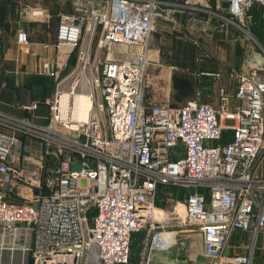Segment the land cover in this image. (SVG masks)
Returning <instances> with one entry per match:
<instances>
[{
  "label": "built area",
  "instance_id": "1",
  "mask_svg": "<svg viewBox=\"0 0 264 264\" xmlns=\"http://www.w3.org/2000/svg\"><path fill=\"white\" fill-rule=\"evenodd\" d=\"M227 2L242 30L254 5L264 9V0ZM80 6L60 14L54 43L17 32L56 87L46 123L0 113V264H128L132 235L157 218L155 198L168 186L188 192L182 219L202 232L213 264L236 230L255 244L264 235V63L237 74L233 108L223 86L217 107L196 97L148 103L149 40L167 8L160 0H101L88 17ZM85 30L90 40L69 70ZM164 72L170 86L172 68ZM86 93L93 103L82 121L73 108ZM233 264H254V250Z\"/></svg>",
  "mask_w": 264,
  "mask_h": 264
},
{
  "label": "crops",
  "instance_id": "2",
  "mask_svg": "<svg viewBox=\"0 0 264 264\" xmlns=\"http://www.w3.org/2000/svg\"><path fill=\"white\" fill-rule=\"evenodd\" d=\"M100 1L0 0V113L14 117H32L38 123H46L49 115L47 102L56 87V80L53 77L38 72L39 55L33 47L18 43V29L24 28L33 43H54L61 13H74L76 5L83 6V11L87 13L88 4L98 6ZM160 1L167 8V13L151 32L149 56L151 53L152 61L150 62L154 66L158 65L156 59L159 48H162L164 38L172 35V31L192 41L207 42V50L204 54L207 59L192 60L193 68H187L184 73L176 71L171 75L170 86L164 81L165 87L162 88L173 90L171 95L158 93L157 89L146 92L147 102H170L179 105L189 98L196 97L217 107L220 104L219 89L223 86L233 108L237 104L234 98L237 74L247 72L259 63L263 64L264 59L247 43L243 58L245 65L240 68L242 49L243 46L245 47V37L242 35L247 32L229 20L227 0ZM201 2L205 3L204 7L198 6ZM258 8L263 9L261 6ZM35 9H41L42 13L38 16L33 15ZM170 26L173 30L169 32ZM247 34L251 36L250 33ZM46 54L53 55L54 51L48 50ZM73 58L74 56L70 58L71 68L76 59ZM200 62L203 67L199 66ZM160 65L163 72L166 67L164 64ZM64 73L65 71L62 74ZM34 101L39 103L34 113L20 108V105ZM231 136V130L226 129L224 140L230 139ZM163 188L170 191L178 189L168 186L160 187L159 191ZM182 205L184 208V203ZM160 210L154 221L147 223L141 231L132 235L128 264H205L207 257L203 253L202 232L183 221L182 211L180 214L175 211L178 214L174 217L172 215L174 211L170 212L162 208ZM197 231L200 232L198 237L201 239V246L192 247L188 240L197 236L193 233ZM263 247V233H259L254 244L249 231L236 230L224 247L218 264H233L237 254L247 253L251 249L254 250V264H261ZM7 260L8 255H5L4 263H7Z\"/></svg>",
  "mask_w": 264,
  "mask_h": 264
},
{
  "label": "rangeland",
  "instance_id": "3",
  "mask_svg": "<svg viewBox=\"0 0 264 264\" xmlns=\"http://www.w3.org/2000/svg\"><path fill=\"white\" fill-rule=\"evenodd\" d=\"M86 2L89 0H85ZM198 3V6H202L205 3ZM97 6V5H96ZM94 6V7H96ZM259 5H254L250 11L249 18L245 20L244 23H242L243 28L248 31L250 35L247 33L242 35L244 38V45L242 49V60L240 64V68L245 65V60L243 59L245 56V51L244 49L246 48V44L249 43V46L253 47L256 52H258L261 57L264 59V9L258 8ZM88 9L87 10V16L90 17L91 9L93 6L88 4ZM79 8L83 9V6H80ZM256 8V9H255ZM255 9V10H254ZM70 10V9H69ZM254 10V11H252ZM172 26L168 27V31H172ZM172 35L167 36V38H164L165 41H162L163 46L162 48H159L160 51L157 54V61L158 62L156 66L150 62V68H149V73H148V81H147V91L149 92L151 89L158 93H161L163 95H171L173 93V90L168 91L165 87L164 84V77L169 76L170 72H162V67L160 64H164L166 69H169L168 67L172 68V75L176 73V71H181L182 73L187 70V68H193L191 67V61H201L202 59H207L205 58L204 54L206 53L207 50V42H201V41H192L189 40L187 37L183 35H177L174 31L171 32ZM90 40V35L87 30L84 31L83 33V38L81 41V47L78 48L74 54L71 56V58L74 56L76 58L77 54L79 51L84 48L87 43ZM96 40L97 38L95 37L94 41L92 42L93 44V49H92V54H95L96 51ZM151 52V50H150ZM250 52V50H249ZM73 58V59H74ZM150 61H152L151 53L149 56ZM92 63H95V57L92 55ZM74 62V60H73ZM160 65V66H159ZM70 66V64H69ZM199 66H202V62L199 63ZM203 67V66H202ZM71 68V67H68ZM68 70L66 69L65 73L66 74ZM62 74V76L64 75ZM95 76H98L97 71L95 70L93 73ZM237 78V77H236ZM238 82V80H237ZM148 94V93H147ZM156 94V93H155ZM100 98V97H99ZM150 103H154L151 101H148ZM3 189V186H0V190ZM187 191H182V189H171L168 190L167 188H163L159 191L155 198V206H156V211L157 214L160 212L161 208L168 210L170 212L174 211L172 215L174 217L182 211L184 203V199L186 198ZM178 212L177 214L175 213ZM93 212L91 211L88 216V225H91L92 218H93ZM177 220V219H176ZM179 221V220H178ZM196 231V230H195ZM201 232V231H200ZM200 232H193L195 235L194 237H190L188 241L191 242L192 247L194 246H201V239L199 236ZM85 258L82 261V264H85ZM212 261L207 258L205 264H211ZM213 264V263H212Z\"/></svg>",
  "mask_w": 264,
  "mask_h": 264
},
{
  "label": "bare ground",
  "instance_id": "4",
  "mask_svg": "<svg viewBox=\"0 0 264 264\" xmlns=\"http://www.w3.org/2000/svg\"><path fill=\"white\" fill-rule=\"evenodd\" d=\"M249 33L248 31H246ZM88 89V87H87ZM89 90V89H88ZM93 99L90 93L78 94L75 99L73 108V117L80 120H86L89 115V110L92 106Z\"/></svg>",
  "mask_w": 264,
  "mask_h": 264
},
{
  "label": "water",
  "instance_id": "5",
  "mask_svg": "<svg viewBox=\"0 0 264 264\" xmlns=\"http://www.w3.org/2000/svg\"><path fill=\"white\" fill-rule=\"evenodd\" d=\"M76 169H80V166L78 165V166H76ZM77 261V258L75 259V261L74 262H76ZM74 262H71V263H69V264H74ZM40 264H45V261H41V263Z\"/></svg>",
  "mask_w": 264,
  "mask_h": 264
}]
</instances>
